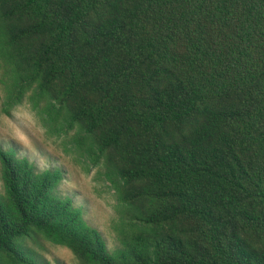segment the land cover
I'll return each mask as SVG.
<instances>
[{
	"label": "trees",
	"instance_id": "obj_1",
	"mask_svg": "<svg viewBox=\"0 0 264 264\" xmlns=\"http://www.w3.org/2000/svg\"><path fill=\"white\" fill-rule=\"evenodd\" d=\"M0 71L92 136L134 212L111 250L59 169L0 147V264H40L39 237L80 264H264V0H0Z\"/></svg>",
	"mask_w": 264,
	"mask_h": 264
},
{
	"label": "rangeland",
	"instance_id": "obj_2",
	"mask_svg": "<svg viewBox=\"0 0 264 264\" xmlns=\"http://www.w3.org/2000/svg\"><path fill=\"white\" fill-rule=\"evenodd\" d=\"M8 82L0 71V147L14 148L17 156L28 158L38 169H59L62 178L57 193L80 207L84 220L114 250L117 236L130 230L126 221L132 210L119 199L112 182L118 184L119 179L113 168L105 163L92 136L35 85L17 94L13 86L6 85ZM133 226L135 231L151 233L148 226L136 220L132 230ZM22 243L40 264H80L67 247L44 238L25 239Z\"/></svg>",
	"mask_w": 264,
	"mask_h": 264
}]
</instances>
